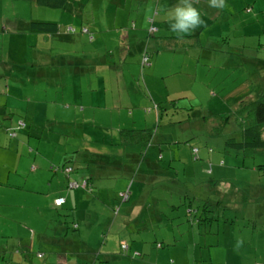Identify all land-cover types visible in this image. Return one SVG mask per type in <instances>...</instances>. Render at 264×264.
Here are the masks:
<instances>
[{"label": "rangeland", "instance_id": "rangeland-1", "mask_svg": "<svg viewBox=\"0 0 264 264\" xmlns=\"http://www.w3.org/2000/svg\"><path fill=\"white\" fill-rule=\"evenodd\" d=\"M226 4L223 10L208 0L194 5L204 23L190 33L191 42L158 38L174 34L160 28L152 35L140 29L136 53L133 20L119 28L108 0H68L63 9L0 0V87L13 86L19 95L12 97L18 112L0 119L2 129L15 131L18 157L8 159L30 165L28 173L44 168L34 183L31 177L18 186L13 201L0 189V264H54L64 251L78 255L66 264H264V148L227 146L245 142L240 131L250 120L241 118L240 100L264 92V0ZM33 19L57 23L59 34L28 33L24 23ZM79 25L95 40L103 36L106 48L73 43ZM68 28L71 36L62 37ZM44 50L58 56L37 67ZM143 52L149 67L141 66ZM0 140L8 142L6 132ZM118 141L125 155L110 145ZM92 146L109 155L105 169L93 165L99 172L93 182L101 183L94 192L105 189V200L81 187L67 189L65 175L50 170L74 162L73 179L91 175L80 162ZM158 148L165 170H158L156 185L146 184L148 151L156 156ZM131 184L133 197L120 204L117 194ZM61 191L76 194L77 208L86 202L92 218L74 220L69 203L55 209ZM19 237L33 247L18 249ZM121 241L129 253H122Z\"/></svg>", "mask_w": 264, "mask_h": 264}, {"label": "trees", "instance_id": "trees-1", "mask_svg": "<svg viewBox=\"0 0 264 264\" xmlns=\"http://www.w3.org/2000/svg\"><path fill=\"white\" fill-rule=\"evenodd\" d=\"M34 2L38 6L46 7L49 9H63L66 7L68 0H34ZM159 2H160V0H157V5L155 8L156 14L157 13L159 14L160 11L166 12L167 10H169L172 6H174L177 3V0L170 1V5H169V3L166 5H163V3H161V2L159 3ZM157 24H156V21L153 19V17H150L147 19V28H149L148 29L149 35H152L153 33L157 34L159 32V27L157 26ZM26 28H27L28 33L30 32V33L44 34V35H46V37H51L54 35L57 36L59 29H60L59 25L57 23H51V22L40 21V20L39 21H32V22L28 23V27H26ZM71 31L73 32V30H71ZM167 31L171 32L170 30H167ZM78 32L81 35H85L87 37V39L89 38V36L92 37L91 33L89 32V29L85 25H81ZM69 34H70V32H69ZM191 36H193V35L188 34V35L184 36L183 39H177L176 35L173 34V35H169L167 37H158V38H165V39L170 38L169 40H175L176 42H182L184 44V42H187V40L190 39ZM93 40L94 39L92 37L90 42H93ZM155 52L159 53V51H155ZM54 56H56V55H54ZM51 57H53V56H51ZM144 57L146 58V62L143 64L142 59ZM142 59H141V63H142L141 66L143 68L149 67L151 65L150 57L147 55L146 52H143ZM44 61H45V59H43L39 63H35V65L37 67H40V65L46 67L47 65L51 64V62L45 63ZM250 96H252V94H248L247 100H240V102L245 103L243 105V108L240 110L241 118H243L245 116L248 120H250L248 122L249 124L247 123L248 124V125L246 124L247 126L245 125V127H241V131H240L242 133V135L244 136L245 142H243V143H228L227 144V146H229V147L233 146L234 148H236L238 150L242 149L244 147L255 148V149L264 148V92L262 94H260V93L256 94L257 97H260L259 99H257L256 96H252V97H250ZM174 110L177 111L176 109H174ZM14 111L15 110H10V109H7L5 107H0V119L8 120V118L13 116ZM14 115H15V113H14ZM18 122H19V124L21 123V125H24L23 121H18ZM242 122H243V119H242ZM1 124L2 123H0V128H1ZM3 129H2V131L6 132L8 138H14L15 137V135H14L15 131H14V129H11V127H8L4 130ZM15 129H17V128H15ZM99 138L105 140V138H101V137H99ZM110 145H112L114 148L116 147V149H117L116 154L125 155V152H124V150H122V148L126 149V147L123 146L121 143H119V141L115 144L111 143ZM89 149H92L93 153L90 152L89 158L83 159L80 162V164L82 165V168H86L87 172L90 169L91 175L89 174V175L85 176V178L81 177L78 180L73 179L71 176L77 170V168H76L77 166L73 165L74 162L73 163L70 162V163L64 165L62 168H58V167L53 166L50 168V170L53 173L61 171L65 175L67 189H76L78 187H81V188H84L83 192H85L87 195L90 196L94 193V195H96L97 198H101L102 200H105L107 198V193L105 192V189L98 188L96 190V192H94L96 185H101V183L100 184H97V183L94 184V182H93V178L99 175V172L94 171L93 165L95 163H97L98 164L97 167H101L102 169H105L106 167L104 168L101 165H104L108 161L109 155H107L106 151L104 153H101V155L97 154L94 146L90 147ZM158 149H159V152L156 154V156H155V151H153V153L152 152L149 153V151H148L149 158H148L147 164L150 166V169L147 171H144L142 173L145 175L144 181L146 184H155L156 185L157 184L156 179L160 178V175L158 174V170L159 169L165 170L163 167L160 166L164 160V156L161 153V148H158ZM194 149H196V152H194ZM191 152L195 158L194 160H198L199 159L198 149L192 147ZM209 166L210 167H209L208 172L212 173V172H210V171H212V165L209 164ZM66 168H70L69 173L64 172V170ZM99 170H101V169H99ZM161 177H164V176H161ZM131 186H132V184L129 185L126 190H122L121 192H119L117 194V198H118V200H120V204L128 202L131 199V197H133V194L131 192ZM139 186H140V189H139L138 193L141 194L143 191V188H142L143 184L139 182ZM71 195H72V197H71V199H69V201L72 200V203H73V206H71V205L70 206L73 207V209H74V213L72 215L74 220L78 219L79 217L80 218H92L89 214L84 213V211L87 210L86 202L81 204V207L77 208V207H75V204H76L75 198L77 196H76V194H73V193ZM63 196L66 197L64 194H63ZM64 197H63V199L65 200ZM91 201H92V199H90V203H91ZM156 201H157V198H156ZM66 210H69V207H67V209H65V211ZM112 212H113L114 216H117L118 212H119V207L118 208H112ZM73 229L74 230L78 229L76 224H74ZM158 247H161V246L158 244ZM120 250L122 251L123 254H127V253H129L130 246L125 241H121L120 242ZM59 254L62 256L60 259V261H61L60 264H66L69 261H71V259L73 257H75V258L78 257V255L75 252L73 253L71 251L70 252L64 251V253H59ZM60 255H58V256H60ZM69 255H71L72 257H69ZM38 257H40V255ZM81 257L85 258L84 260H86V259H88V254L82 255ZM74 264H77V260H75V259H74Z\"/></svg>", "mask_w": 264, "mask_h": 264}, {"label": "crops", "instance_id": "crops-1", "mask_svg": "<svg viewBox=\"0 0 264 264\" xmlns=\"http://www.w3.org/2000/svg\"><path fill=\"white\" fill-rule=\"evenodd\" d=\"M112 1H113V4H111ZM170 1H172V0H160V2L163 3V5H166L168 3L170 5ZM156 5H157V0H108L107 9L108 10L110 8L113 9L112 18L119 20V24H120L119 28H124V26H128L130 23V20H133L134 31H130L129 36H131L132 39L137 42V48H135L136 53L141 52V50H142V37L139 36L138 31L140 29L145 30L147 28V19L150 17H153V19L156 21V24L158 23V18H157L158 13L157 14L155 13ZM212 10H216V9H212ZM166 12H164V14L161 16L162 22L157 24L160 28V32H163L165 30L166 31L169 30V29L163 28V27L168 28V26H167L168 23L166 22V19H165ZM218 14H217V16H218ZM211 15L208 14L207 16H209L210 18L214 17ZM214 18H216V17H214ZM39 20L40 19H33L32 21H39ZM32 21H26L24 23L25 26L28 27V23H30ZM80 27H81V25H79L78 28H80ZM68 29H71V28H68ZM59 32H60V29H59ZM59 32H58V34H59ZM32 34H36V33H32ZM119 34L120 33H118V36H116V34L113 36H115L116 40H118L120 42ZM69 35L70 34L67 30L66 34H64L62 37L69 38L71 36V35L70 36ZM77 35H78L77 38H74L71 40L73 43L80 41V43L82 45H84V44L88 45L87 42L88 43H94L95 41L96 42L98 41V43L101 44V46H103L104 48H106V46H107L105 38L103 36H98V39L95 40V38H94L93 42H89L85 35L82 36L80 33ZM187 41L191 42V39H188ZM118 49H121V47ZM77 50L78 49H74L73 56L71 57L70 64H72V65H75ZM82 50H83V48L81 47L80 51H82ZM41 53H42L41 54L42 60L45 59L46 57H51L53 55L57 56V54H54V53L50 52L49 50H44ZM35 55H37V54H35ZM24 60L26 61L27 57H25ZM45 63H47V62H45ZM81 73L82 72H79V74H81ZM79 80H81V79L79 78ZM118 88L122 89L120 84L118 85ZM124 88H125V85H124ZM14 91H17V88H13V86H9V85L4 84L0 87V107H5L7 109L15 110L14 112H18L19 105L16 104V101L12 97L19 96V95H16ZM1 128H0V133L2 132ZM8 139H9L8 142H6L5 144L2 143V141L0 140V189L4 188L3 197L6 199V201L8 199V196H9V199L11 201H13L12 197L14 195V191L21 190L20 189L21 187H18V186H20V184H22V183H26L28 181V179L31 177L35 179V180L31 181L32 183H34L38 179V177H37L38 172L43 171L44 168L36 170L35 172H32V173H28L30 165L29 166L28 165H26V166L20 165L21 159L18 162H16V163L14 162V164H11V162H9L8 155H9V157H11V156L18 157V154H17L18 151H17V149H14L12 147V144H14L15 139L14 138H8ZM28 152L30 153L31 150L30 151L28 150ZM20 158H21V155H20ZM8 163H10V165H8ZM35 163H38V161L36 159L34 160V164ZM40 163L42 164V162H40ZM51 186H52V181H49L46 187L50 188ZM23 191H25V189ZM105 192H106V190H105ZM47 194L51 195L53 193H47ZM63 194L66 197H64ZM63 197L65 198V202L62 206L57 208L55 206V204L53 203V206L55 209H60L64 205H66L67 203H69V206L70 205L73 206L72 200L69 201V199H71L72 195L70 194V192H65V191H61L58 193V195H55L52 202L57 198H63ZM76 201H77V197L75 198V202ZM9 218H11V217H9ZM22 228L24 229V227H22ZM24 240L25 239L19 237L20 243H18L16 245L18 249H23L24 246H27V247H24L26 250H27L28 246L33 247V244H30V243H28L27 245L25 244V243L30 242V241H28V240L24 241ZM69 242L72 243L71 240ZM9 250H12V246L9 247ZM37 256H39V255H37ZM57 258L58 259H55L54 264H60L61 263V261H60L61 257L58 256ZM21 259L23 260V258H19L18 260H21Z\"/></svg>", "mask_w": 264, "mask_h": 264}, {"label": "clouds", "instance_id": "clouds-1", "mask_svg": "<svg viewBox=\"0 0 264 264\" xmlns=\"http://www.w3.org/2000/svg\"><path fill=\"white\" fill-rule=\"evenodd\" d=\"M198 2L199 0H177V3L167 10L166 22L169 25V30L176 35L177 39H183L184 36L190 34L204 23L199 9L194 6ZM208 5L220 10L227 7L226 0H208ZM68 31L72 33L71 29H68ZM242 243L243 241H238L237 246Z\"/></svg>", "mask_w": 264, "mask_h": 264}, {"label": "built area", "instance_id": "built-area-1", "mask_svg": "<svg viewBox=\"0 0 264 264\" xmlns=\"http://www.w3.org/2000/svg\"><path fill=\"white\" fill-rule=\"evenodd\" d=\"M91 39L92 38L90 37L89 40H91ZM145 62H146V58L144 57L142 59V63L144 64ZM194 152H196V149H194ZM69 171H70V168H66L64 170L65 173H69ZM63 202H64V200L62 198H58V199L54 200V204H55L56 207L61 206L63 204Z\"/></svg>", "mask_w": 264, "mask_h": 264}]
</instances>
